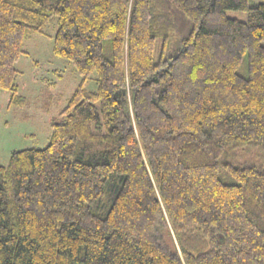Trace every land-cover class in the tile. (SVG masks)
Here are the masks:
<instances>
[{
	"label": "trees",
	"instance_id": "16d2710c",
	"mask_svg": "<svg viewBox=\"0 0 264 264\" xmlns=\"http://www.w3.org/2000/svg\"><path fill=\"white\" fill-rule=\"evenodd\" d=\"M53 16L80 82L0 164V264H264V0H0L7 106Z\"/></svg>",
	"mask_w": 264,
	"mask_h": 264
},
{
	"label": "rangeland",
	"instance_id": "374dc122",
	"mask_svg": "<svg viewBox=\"0 0 264 264\" xmlns=\"http://www.w3.org/2000/svg\"><path fill=\"white\" fill-rule=\"evenodd\" d=\"M262 0H249L250 4ZM227 16L246 19L244 12L231 10ZM58 28L57 19L51 17L43 32L31 34L23 43L25 53L16 63L19 95L25 103L7 106L9 95L0 90V164H7L12 150L43 148L49 142L50 125L62 119L59 114L80 82L72 63L54 55L52 41ZM245 75V68L239 69ZM96 74H91L86 89H96Z\"/></svg>",
	"mask_w": 264,
	"mask_h": 264
}]
</instances>
